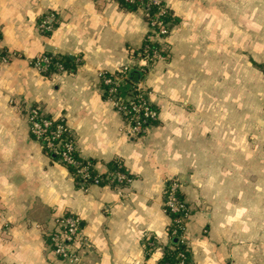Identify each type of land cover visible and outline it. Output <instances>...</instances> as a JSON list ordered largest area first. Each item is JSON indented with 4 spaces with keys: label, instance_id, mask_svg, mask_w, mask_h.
<instances>
[{
    "label": "crops",
    "instance_id": "crops-1",
    "mask_svg": "<svg viewBox=\"0 0 264 264\" xmlns=\"http://www.w3.org/2000/svg\"><path fill=\"white\" fill-rule=\"evenodd\" d=\"M178 20L164 59L143 71L148 23L119 0H0V264L58 261L49 232L80 219L88 240L78 264H160L175 238L168 179L190 206V264H264V0H162ZM53 15V28L39 23ZM48 54L65 66L42 71ZM129 67L159 115L127 131L100 72ZM63 118L100 174L114 159L132 181L77 183L31 131L28 108Z\"/></svg>",
    "mask_w": 264,
    "mask_h": 264
},
{
    "label": "built area",
    "instance_id": "built-area-1",
    "mask_svg": "<svg viewBox=\"0 0 264 264\" xmlns=\"http://www.w3.org/2000/svg\"><path fill=\"white\" fill-rule=\"evenodd\" d=\"M133 2L135 0H126ZM137 8L143 10L149 29L144 44L138 53L141 69H150L157 61L164 59L168 50V38L173 25L166 20L167 15H174L170 7L162 0H136ZM155 6V9H152ZM53 15L41 19L39 23L43 32L53 28ZM2 36L0 33V64L6 62L12 56L10 51L1 46ZM33 65L42 71L51 69L52 56L43 54L32 61ZM58 67H63L58 63ZM129 67L122 69L117 74L100 72V78L106 85L108 98L113 101L115 108L121 113L127 131L132 136L144 135L153 121L158 119L159 111L151 99V91L143 81H130L127 75ZM28 116L31 131L42 142L46 149L57 155L64 164L76 167V175L81 178L80 187L87 188L92 182L98 183L94 177L91 180L88 168L93 163L87 159L84 163L78 160L74 153L77 151L76 142L72 131L64 122L55 123V118L47 116L40 107L28 108ZM109 183L119 190L131 183L132 176L125 172L114 171ZM181 184L177 178H170L165 188V206L172 212L177 213L171 222L175 226L169 227L171 237L180 240L183 249L177 253L180 264L189 263L187 219L190 215V206L180 192ZM51 251L58 261H69L78 264L81 260V252L88 245V240L80 227V219L70 213L60 215L55 220V227L49 232ZM168 264V263H165Z\"/></svg>",
    "mask_w": 264,
    "mask_h": 264
},
{
    "label": "trees",
    "instance_id": "trees-1",
    "mask_svg": "<svg viewBox=\"0 0 264 264\" xmlns=\"http://www.w3.org/2000/svg\"><path fill=\"white\" fill-rule=\"evenodd\" d=\"M119 1H120V3H121L123 6L129 8V9H137L136 0L133 1V2H130V1L128 2V1H126V0H119ZM152 9H155V6H152ZM166 20H169L170 23L173 25V24H175V23L177 22L178 18H177L176 15H167V16H166ZM64 59H65V58H63L62 56H58V55L53 56V57H52V65H51V67H54V66L57 65L58 63L62 64L63 67H64V66H65V60H64ZM109 74H110V73H109ZM105 88H106V85H105ZM47 116L50 117V115H47ZM58 122H64V123H65V121H64L63 118H59V119H56V120H55V123H58ZM156 122H157L156 120L153 121V123H156ZM153 123H152V124H153ZM74 156H75L78 160L83 161L84 163L86 162V159H85L86 157L81 156V155L79 154L78 150L74 153ZM87 159H89V160L93 163V166H92V167L90 166V167L88 168V171H89L90 176H91V180H89L90 182L94 180V179H93L94 177H96V178L98 179V183H102V184L109 183V180H110L111 177H112L111 174H112V172H114V171L125 172L126 174H128V176L131 175V174H129V172H127V170L125 169V166H124L123 162H122L121 160H119V159H114V160H112V161L110 162V164H109V170H108V172L105 173V174H100V173L97 172V170H96L95 167H94V163H95V162H94L93 159H90V158H87ZM66 165L69 167L70 171L74 174L75 179H76L77 183L79 184L80 181H81V178H80L78 175H76V167L73 166V165H71V164H66ZM181 195H182V194H181ZM182 196H183V195H182ZM166 210H167L168 213L171 215V218H172V217H173V218L176 217L177 213H172L167 207H166ZM170 225L173 227V226H175V223L173 222V224H172V222H171ZM171 226H170V227H171ZM173 245H174L173 248H170V247H167V248H166L165 254H164L162 260L160 261V264H165V263H168V264H180V263H179V259H178L176 256H177V253H178L181 249H183L184 246H183V244L180 242V240H178V239H176V240L173 242ZM188 264H190V263H188Z\"/></svg>",
    "mask_w": 264,
    "mask_h": 264
},
{
    "label": "water",
    "instance_id": "water-1",
    "mask_svg": "<svg viewBox=\"0 0 264 264\" xmlns=\"http://www.w3.org/2000/svg\"><path fill=\"white\" fill-rule=\"evenodd\" d=\"M175 240H176V238H175Z\"/></svg>",
    "mask_w": 264,
    "mask_h": 264
}]
</instances>
